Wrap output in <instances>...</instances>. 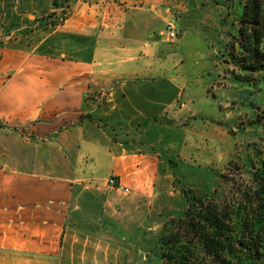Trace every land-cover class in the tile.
Instances as JSON below:
<instances>
[{"label": "crops", "instance_id": "obj_1", "mask_svg": "<svg viewBox=\"0 0 264 264\" xmlns=\"http://www.w3.org/2000/svg\"><path fill=\"white\" fill-rule=\"evenodd\" d=\"M178 1L70 0L52 29L53 0H0V264H121L123 223L157 201L161 159L97 128L85 100L101 83L120 117L192 104L201 66L166 32L185 20Z\"/></svg>", "mask_w": 264, "mask_h": 264}, {"label": "rangeland", "instance_id": "obj_2", "mask_svg": "<svg viewBox=\"0 0 264 264\" xmlns=\"http://www.w3.org/2000/svg\"><path fill=\"white\" fill-rule=\"evenodd\" d=\"M58 1L59 6H53L54 12L47 17L46 26L52 29L65 25L72 16L70 0ZM178 2L175 11L185 12L182 15L185 20L181 25L169 21L166 32L169 36L172 23L176 36H169L170 42H182L185 55L191 54V58L184 57L190 67L201 66L197 82L187 89L193 97L196 94L192 104L185 111L182 101L166 110L153 107L152 117H120V106L111 98L115 91L101 83L85 100L84 116L92 115L97 128L137 154L151 152L161 159L155 190L157 201L150 204L145 201L137 211L128 210L130 220L123 223L128 239L119 243L127 248L126 252L121 251V264H162L159 240L171 229L166 223L183 215L182 188L211 196L218 186L222 200L233 195L230 191L239 198L238 191L251 180L252 163L264 157V72L248 83L234 64H227L226 57L227 46L238 35L245 0ZM206 93L208 105L201 98ZM102 112L107 116L97 115ZM231 160L233 171H228ZM223 174L236 181V188L232 182L220 178ZM133 221L143 228L137 230L139 226Z\"/></svg>", "mask_w": 264, "mask_h": 264}, {"label": "trees", "instance_id": "obj_3", "mask_svg": "<svg viewBox=\"0 0 264 264\" xmlns=\"http://www.w3.org/2000/svg\"><path fill=\"white\" fill-rule=\"evenodd\" d=\"M53 6L59 1L53 0ZM227 56V64H234L248 83L264 72V0H245ZM229 165L233 171L234 161ZM220 178L236 188L229 175ZM218 192V186L211 196L182 188L183 215L166 223L171 229L159 240L162 264H264V157L252 163L251 180L238 191L239 198L230 191L233 195L222 200Z\"/></svg>", "mask_w": 264, "mask_h": 264}, {"label": "built area", "instance_id": "obj_4", "mask_svg": "<svg viewBox=\"0 0 264 264\" xmlns=\"http://www.w3.org/2000/svg\"><path fill=\"white\" fill-rule=\"evenodd\" d=\"M169 36H170L171 38H174V37L176 36L175 31H173V24H172V23H169ZM0 166H1V163H0ZM108 185H109L111 188H113V189H119V190H121V191L124 192V193H126V192H127V193L130 192V189L121 186V185L118 183L117 179L114 178V177H112V178L109 180Z\"/></svg>", "mask_w": 264, "mask_h": 264}]
</instances>
